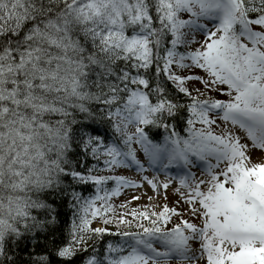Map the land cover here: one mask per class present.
Instances as JSON below:
<instances>
[{
  "label": "snow or ice",
  "instance_id": "1",
  "mask_svg": "<svg viewBox=\"0 0 264 264\" xmlns=\"http://www.w3.org/2000/svg\"><path fill=\"white\" fill-rule=\"evenodd\" d=\"M256 152L264 0H0V264H264Z\"/></svg>",
  "mask_w": 264,
  "mask_h": 264
},
{
  "label": "rangeland",
  "instance_id": "2",
  "mask_svg": "<svg viewBox=\"0 0 264 264\" xmlns=\"http://www.w3.org/2000/svg\"><path fill=\"white\" fill-rule=\"evenodd\" d=\"M255 154H256L257 157L254 159ZM253 161L254 162H258V161L259 162H264V161H262L261 154L259 152L254 153ZM133 176H134V174H133ZM133 193L136 194V195H140L141 193H147V195H150V196L153 195V193L147 187H145V188L140 189L138 191L137 190L126 191L125 195L122 196L120 199L123 200L125 197H130ZM168 196H169V199H168L167 203H169V205H172L175 202V195H174V193L171 190H169ZM139 203L147 204L148 200L145 197ZM153 203H164V201L162 200V198H157V197L154 196L153 197Z\"/></svg>",
  "mask_w": 264,
  "mask_h": 264
},
{
  "label": "trees",
  "instance_id": "3",
  "mask_svg": "<svg viewBox=\"0 0 264 264\" xmlns=\"http://www.w3.org/2000/svg\"><path fill=\"white\" fill-rule=\"evenodd\" d=\"M106 239H108V238L106 237Z\"/></svg>",
  "mask_w": 264,
  "mask_h": 264
}]
</instances>
